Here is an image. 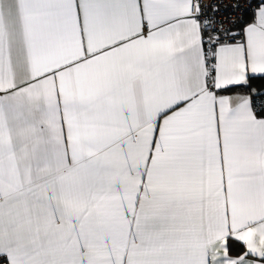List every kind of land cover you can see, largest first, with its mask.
I'll return each instance as SVG.
<instances>
[{
    "label": "snow or ice",
    "instance_id": "snow-or-ice-1",
    "mask_svg": "<svg viewBox=\"0 0 264 264\" xmlns=\"http://www.w3.org/2000/svg\"><path fill=\"white\" fill-rule=\"evenodd\" d=\"M264 0H0V264H264Z\"/></svg>",
    "mask_w": 264,
    "mask_h": 264
},
{
    "label": "trees",
    "instance_id": "trees-1",
    "mask_svg": "<svg viewBox=\"0 0 264 264\" xmlns=\"http://www.w3.org/2000/svg\"><path fill=\"white\" fill-rule=\"evenodd\" d=\"M254 87L264 88V83H260V84L254 85Z\"/></svg>",
    "mask_w": 264,
    "mask_h": 264
},
{
    "label": "built area",
    "instance_id": "built-area-1",
    "mask_svg": "<svg viewBox=\"0 0 264 264\" xmlns=\"http://www.w3.org/2000/svg\"><path fill=\"white\" fill-rule=\"evenodd\" d=\"M209 2H212V0H209ZM241 2H244V0H241Z\"/></svg>",
    "mask_w": 264,
    "mask_h": 264
}]
</instances>
